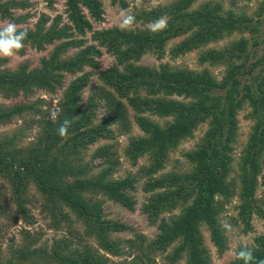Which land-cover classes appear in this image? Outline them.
<instances>
[{"label":"trees","instance_id":"1","mask_svg":"<svg viewBox=\"0 0 264 264\" xmlns=\"http://www.w3.org/2000/svg\"><path fill=\"white\" fill-rule=\"evenodd\" d=\"M196 1L175 0L138 14L145 22L168 14L171 19L164 31H124L114 27L94 32L92 39L115 54L118 63L124 64L138 61L148 52L161 59L165 45L175 38L183 37L171 49L173 57L222 41L234 32H257L262 10L257 13L259 19L255 25L251 17L232 10L224 12L220 3L207 2L192 9ZM25 5L18 1L9 6L0 3V17L9 18L10 9ZM66 7L69 27L55 23L45 28L48 19L42 17L33 31L27 30L25 46L37 51L59 42L49 56L41 59L39 67L29 69L27 64H22L14 71L0 68V94L4 98L27 96L33 90L54 91L62 86L63 73H82L86 67H98L96 58L101 56L100 50L94 45H85V41L76 36L83 37L92 31L82 9L87 10L91 19H101L103 9L99 0H66ZM24 20L22 17L14 21ZM249 44V39L241 37L221 49L200 50V65L225 67L219 81L207 69L195 72L161 64L157 69L127 65L120 71L113 66L99 78L114 93L100 88L97 98L91 97L82 108L79 93L88 80L89 75L85 73L66 88L58 107L60 116L55 122L36 104L0 108V124L3 125L18 117L24 120L26 116L41 117L36 121L41 129L29 148L17 149L8 138L0 141V177L11 184L18 214L25 216V194L32 183L44 197L43 208L52 219L53 228L58 231L60 223L65 222L66 216L61 210L66 207L85 225V236L95 239L105 255L125 256L120 242L112 240L110 234L122 232L126 227L102 219L101 204L95 199L103 195L132 210L133 200L129 193L134 191L135 179L130 176L111 179L116 162L107 146L97 148L92 154V160L102 161L97 174L92 173V168L83 164L81 158L89 145L113 136L111 125H118L123 132L130 129L122 99L134 110V120L143 133L130 138L124 150L126 158L134 164L142 157L148 160V165L140 171L146 178L142 191L150 195L143 212L151 222H157L162 213L180 208L178 214L158 222L155 239L145 248L141 247L135 259L129 262L111 263L108 257L88 246L72 249L65 238L54 239L49 248L35 247L34 237L32 245L14 249L7 264H152L151 251L167 252L165 264H177L182 259H186V264H209L201 226H206L213 244L220 251L224 250L219 218L224 203L238 197L240 215L245 220L254 212L253 195L259 176L264 185V71L260 69L244 84L240 81L250 60ZM70 49L78 51L71 57H63ZM259 65L264 68V52L250 64L247 72L252 73ZM173 96L181 100L172 99ZM100 105L108 110V115L95 123ZM244 108L250 109L247 118L253 121V126L241 153L237 186L230 177L231 154L238 127L237 115ZM146 113L172 120L160 126L144 116ZM65 117L77 118L68 135L62 138L56 129ZM204 124L207 129L200 143L185 154L191 169L154 178L164 168L169 152ZM258 240L253 248L254 255L264 259V237ZM127 243L130 248L135 245L133 241ZM230 264L243 262L237 258Z\"/></svg>","mask_w":264,"mask_h":264},{"label":"rangeland","instance_id":"2","mask_svg":"<svg viewBox=\"0 0 264 264\" xmlns=\"http://www.w3.org/2000/svg\"><path fill=\"white\" fill-rule=\"evenodd\" d=\"M13 1L25 3L27 6L10 9L9 18L6 19L12 18V20L19 21L22 17H25L24 21L16 22L23 29L33 31L42 17L48 19L45 23V28H49V26L55 23L60 27L70 26L66 0H0V3L9 6ZM174 1L175 0H141V3L137 5L136 0H99L103 9V15L99 21L91 19L87 10L82 9L84 15L92 25V31L86 32L83 37L79 35L75 36L77 39L85 41V45H94L100 50L101 56L96 58L98 67H86L82 73H63L62 86L56 88L54 91L33 90V92L27 96L20 94L14 98H4L0 94V108L36 104L39 106V110L50 115L52 110L58 109L59 103L62 101L64 92L69 84L74 79L88 73L87 83L79 93L80 105L82 108H85L91 97L97 98L100 88L114 93V91L104 85L99 78L101 74L106 73L108 69L113 66H116L120 71H123L127 65L146 66L157 69L161 64H167L173 68L187 69L195 72L207 69L219 81L225 73V67L220 65L210 66L208 64L200 65L198 62V54L200 50H205L207 48L221 49L241 37L249 39L250 41V60L245 70L246 74L240 77L242 84L256 76L260 69L264 71L262 65H259L252 73L247 72L250 64L258 60L264 52V0H197L196 3L193 4L192 9H196L207 2L220 3L224 12L232 10L238 15L243 14L251 17L253 18L254 24L256 20L259 19L257 13L262 10V15L260 17L261 21L256 26L257 32L254 34L248 32H234L225 37L222 41L211 43L202 49L187 52L176 57L171 56V49L181 41L183 37L169 40L164 47V56L161 59H158L155 53L148 52L142 55L138 61H129L124 64L118 63L115 54L109 52L106 47L100 46L97 41L92 39L94 32L97 33L114 27L122 30L119 27V11L121 9H127L131 14L135 15L137 20V23L131 30L124 31L147 30L149 22H145L142 18H139L138 14L157 6L168 5ZM122 3H124V5H122ZM0 20L3 19L0 17ZM253 23L252 26H254ZM57 44H59V42L45 45V48L41 51H37L30 46H25L22 54L19 53L10 58L0 57V68L14 71L22 64H27L29 69L37 68L39 67L41 59L49 56ZM77 51V49H70L63 57H71ZM171 98L181 100L180 97L173 96ZM121 102L127 110L130 129L123 132L124 130L119 128L118 125H111L110 128L113 131V136L110 139L99 140L95 144L89 145L81 154V158L82 163L89 164L92 168V173L97 174L102 168V161L101 159L92 160V154L97 148L107 146L109 149L108 151L112 155L111 157L116 162L115 171L111 179L122 180L129 176L135 179L134 191L129 193V196L133 200L132 210L126 209L119 203L105 198L103 195H99L95 199V201L101 204L102 219L122 224L126 227V230L122 232H113L110 234L112 240L120 242V250L125 256L112 257L105 255L99 250L95 239L85 236V225L66 207H63L61 210L62 215L66 216L65 222L60 223L58 231L53 228L51 226L52 219L43 208L45 205L44 197L38 193L32 183L28 185L25 194V216L18 214L14 203L11 184L7 179L0 177V264H7L14 249L32 245L31 242L34 237L36 238L35 241H37L35 247L49 248L54 239L65 238L70 241L72 249H80L83 246H88L108 257L111 263L129 262L135 259L141 247L144 246L145 248L146 245L155 239L158 233V222L161 219H167L180 212V208H178L170 213H162L158 217L157 222H151L147 214L143 212V206L147 203L150 195L142 191V186L146 178L141 175L140 171L142 167L148 165V160L146 157H142L134 164L129 161L124 154L128 140L132 137L142 136L143 133L136 125L134 120L136 114L132 107L125 99H122ZM249 111V108H244L237 115L238 127L236 130L233 152L231 154L232 170L230 175L231 180L237 186L241 153L248 143L251 127L253 126V121L247 118ZM107 115L108 110L100 105L96 110L97 118L95 123L102 120ZM144 116L160 126H164L167 122L172 120L171 117H160L150 113H146ZM40 118L41 117L38 115L33 117L26 116L25 120L18 117L4 125L0 124V141L8 138L13 140V145L17 149L22 150L29 148L35 142L41 129L39 124L36 123ZM206 129V124L200 125L193 132L191 137L180 141L179 144L169 152L164 168L154 175V178L161 177L171 172H188L192 165L186 160L185 154L197 147ZM257 185L258 187L253 195L255 201L253 207L254 212L250 213L249 217L245 218V220H243V217L240 215L241 200L238 197H233L226 204L224 203L223 209L219 214L220 223L221 221L229 222L236 229L235 232L226 234L220 226L224 238V250L220 251L213 244L208 229L204 225L201 226L200 231L209 264H230L237 259L236 252L240 247L249 246L254 248L257 246V242H259L258 239L264 237V185L262 184L261 176L258 177ZM128 241L134 242L135 245L133 248L129 247ZM151 253L152 264L166 263L165 257L167 252L160 253L158 251H151ZM177 264H186V259L178 261Z\"/></svg>","mask_w":264,"mask_h":264},{"label":"clouds","instance_id":"3","mask_svg":"<svg viewBox=\"0 0 264 264\" xmlns=\"http://www.w3.org/2000/svg\"><path fill=\"white\" fill-rule=\"evenodd\" d=\"M136 3L139 5L141 0H136ZM119 18V27L122 30H131L137 23L135 15L131 14L127 9H121L119 11ZM170 19L168 14H161L156 19L150 21L147 28L152 33L164 31L167 29ZM27 37V29L21 28L14 20H0V57L10 58L18 55L20 51L25 48ZM59 116L60 111L58 109H54L50 112V118L54 122L58 120ZM76 118L77 117H65L56 129L57 134L62 138L67 136ZM220 226L226 234H231L236 231L234 226L226 221H221ZM236 256L243 264H264V259L257 258L254 255V249L249 246L240 247L236 252Z\"/></svg>","mask_w":264,"mask_h":264}]
</instances>
